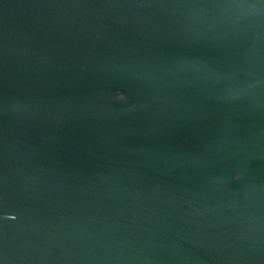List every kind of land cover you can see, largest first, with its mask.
Segmentation results:
<instances>
[{
    "label": "water",
    "instance_id": "water-1",
    "mask_svg": "<svg viewBox=\"0 0 264 264\" xmlns=\"http://www.w3.org/2000/svg\"><path fill=\"white\" fill-rule=\"evenodd\" d=\"M0 264H264V0H0Z\"/></svg>",
    "mask_w": 264,
    "mask_h": 264
}]
</instances>
